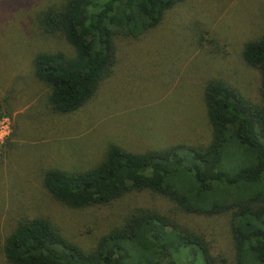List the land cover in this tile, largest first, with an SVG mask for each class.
Returning <instances> with one entry per match:
<instances>
[{
	"label": "rangeland",
	"instance_id": "obj_1",
	"mask_svg": "<svg viewBox=\"0 0 264 264\" xmlns=\"http://www.w3.org/2000/svg\"><path fill=\"white\" fill-rule=\"evenodd\" d=\"M64 1L0 0V264H7L3 239L21 218H47L64 238L89 250L139 207L175 216L204 236L212 255L231 262L225 216L182 215L148 192L72 210L52 200L41 180L48 169L74 173L97 165L109 145L131 153L205 145L207 81L221 80L259 101V73L243 64L241 50L264 31V0H184L144 35L113 37L110 76L76 111L56 114L32 60L39 53L73 56L61 36L42 34L36 23L39 13Z\"/></svg>",
	"mask_w": 264,
	"mask_h": 264
},
{
	"label": "trees",
	"instance_id": "obj_2",
	"mask_svg": "<svg viewBox=\"0 0 264 264\" xmlns=\"http://www.w3.org/2000/svg\"><path fill=\"white\" fill-rule=\"evenodd\" d=\"M184 0H65L37 16L46 36H61L73 56L39 53L34 77L48 89L52 112L76 111L115 65L113 37L136 39ZM259 73L257 103L221 80H209L202 101L209 128L205 145L178 144L131 153L106 148L82 172L48 169L41 185L72 210L105 206L129 193L148 192L186 216H225L233 257L212 255L201 233L175 216L134 208L84 250L44 217L21 218L4 237L7 264H264V31L241 50Z\"/></svg>",
	"mask_w": 264,
	"mask_h": 264
},
{
	"label": "built area",
	"instance_id": "obj_3",
	"mask_svg": "<svg viewBox=\"0 0 264 264\" xmlns=\"http://www.w3.org/2000/svg\"><path fill=\"white\" fill-rule=\"evenodd\" d=\"M1 130V129H0ZM1 132V131H0Z\"/></svg>",
	"mask_w": 264,
	"mask_h": 264
}]
</instances>
